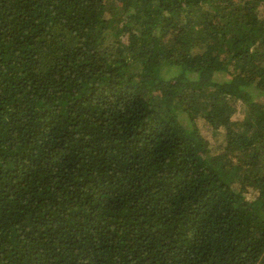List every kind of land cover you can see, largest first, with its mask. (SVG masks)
I'll return each mask as SVG.
<instances>
[{"label":"trees","instance_id":"trees-1","mask_svg":"<svg viewBox=\"0 0 264 264\" xmlns=\"http://www.w3.org/2000/svg\"><path fill=\"white\" fill-rule=\"evenodd\" d=\"M0 264H264V0H0Z\"/></svg>","mask_w":264,"mask_h":264},{"label":"rangeland","instance_id":"rangeland-1","mask_svg":"<svg viewBox=\"0 0 264 264\" xmlns=\"http://www.w3.org/2000/svg\"><path fill=\"white\" fill-rule=\"evenodd\" d=\"M259 11V14L261 13V10H258ZM217 79H219L220 81L224 82L228 79V76H225V75H218L217 76ZM208 131H205V136H207V138L209 139L210 143L211 144H215V141L211 139L210 135L207 134ZM223 137L222 136H219V139H222ZM217 142V141H216Z\"/></svg>","mask_w":264,"mask_h":264}]
</instances>
